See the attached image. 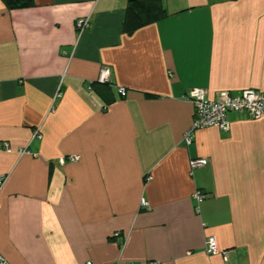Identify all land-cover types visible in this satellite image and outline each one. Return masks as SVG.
I'll use <instances>...</instances> for the list:
<instances>
[{"label":"crops","instance_id":"obj_1","mask_svg":"<svg viewBox=\"0 0 264 264\" xmlns=\"http://www.w3.org/2000/svg\"><path fill=\"white\" fill-rule=\"evenodd\" d=\"M127 2L0 0V254L264 264V114L230 111L229 130L184 142L191 90L264 94V0H164L167 15L132 33ZM210 236L228 256L208 253Z\"/></svg>","mask_w":264,"mask_h":264},{"label":"built area","instance_id":"obj_2","mask_svg":"<svg viewBox=\"0 0 264 264\" xmlns=\"http://www.w3.org/2000/svg\"><path fill=\"white\" fill-rule=\"evenodd\" d=\"M89 25L88 20L83 19L79 21V27L84 28ZM103 83L110 81V70L104 67L101 70L100 80ZM120 94H125L124 88H119ZM188 100H191L195 105V119L191 129L186 133L184 142L190 143L192 139V133L197 128L218 126L222 130L230 129V120L228 114L230 111L247 112L252 118H259L264 114V94L253 89H244L239 94L233 95L229 92H222L219 98L211 99L207 96L204 89L195 88L189 92L186 96ZM6 148L10 150V145L5 144ZM80 155H71L63 158V161L69 160L71 162L78 161ZM209 160L206 158L192 160V165L204 166L208 164ZM4 176H0V184L3 182ZM206 194L202 191L195 193L197 201L203 200ZM144 207H148L147 202H143ZM116 235H120L116 232ZM207 251L210 254H223L228 256L229 252L221 250L217 239L214 236H210L207 240ZM0 264H10L9 261L0 254Z\"/></svg>","mask_w":264,"mask_h":264},{"label":"trees","instance_id":"obj_3","mask_svg":"<svg viewBox=\"0 0 264 264\" xmlns=\"http://www.w3.org/2000/svg\"><path fill=\"white\" fill-rule=\"evenodd\" d=\"M5 1L11 7H24L33 4V0ZM166 15L167 9L164 0H128L124 31L132 33L139 27L156 22ZM121 95L124 96V94Z\"/></svg>","mask_w":264,"mask_h":264},{"label":"bare ground","instance_id":"obj_4","mask_svg":"<svg viewBox=\"0 0 264 264\" xmlns=\"http://www.w3.org/2000/svg\"><path fill=\"white\" fill-rule=\"evenodd\" d=\"M103 83V82H102Z\"/></svg>","mask_w":264,"mask_h":264}]
</instances>
